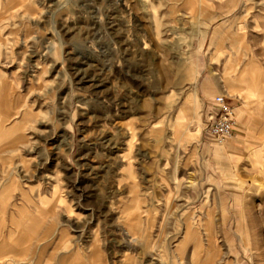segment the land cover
Segmentation results:
<instances>
[{
  "label": "rangeland",
  "instance_id": "rangeland-1",
  "mask_svg": "<svg viewBox=\"0 0 264 264\" xmlns=\"http://www.w3.org/2000/svg\"><path fill=\"white\" fill-rule=\"evenodd\" d=\"M0 49V264H264V0H0Z\"/></svg>",
  "mask_w": 264,
  "mask_h": 264
},
{
  "label": "built area",
  "instance_id": "built-area-1",
  "mask_svg": "<svg viewBox=\"0 0 264 264\" xmlns=\"http://www.w3.org/2000/svg\"><path fill=\"white\" fill-rule=\"evenodd\" d=\"M236 108L222 95L212 98V110L207 119V131L218 144H224L234 135Z\"/></svg>",
  "mask_w": 264,
  "mask_h": 264
},
{
  "label": "crops",
  "instance_id": "crops-1",
  "mask_svg": "<svg viewBox=\"0 0 264 264\" xmlns=\"http://www.w3.org/2000/svg\"><path fill=\"white\" fill-rule=\"evenodd\" d=\"M0 51H1V49H0ZM1 73H3L4 74V77H5V79L7 80V82H8V84H9V94H8V104H9V108H14L15 107V103H16V96L14 95V87H13V85H12V82H11V80H10V78L9 77H7L6 76V73L5 72H3L1 69H0V75H1ZM20 108V107H19ZM19 110V109H18ZM13 114L12 115H9L8 114V117L7 118H2V117H0V143H2V141L3 140H7V139H10V135H11V133L12 132H14V131H16L17 130V122H15V123H13L11 126H9L8 128L6 127V125H10L13 121V119L14 118H16V116H17V113H18V111L17 110H15V108H14V110H13V112H12ZM11 122V123H10ZM18 137H21V136H18ZM18 137H14V138H12V139H10L9 140V144L10 145H12L13 147H14V145L13 144H15V142H16V139L18 138ZM15 148V147H14ZM15 150H16V148H15Z\"/></svg>",
  "mask_w": 264,
  "mask_h": 264
},
{
  "label": "bare ground",
  "instance_id": "bare-ground-1",
  "mask_svg": "<svg viewBox=\"0 0 264 264\" xmlns=\"http://www.w3.org/2000/svg\"><path fill=\"white\" fill-rule=\"evenodd\" d=\"M3 78V77H2ZM5 79V78H4ZM3 79V80H4ZM3 80H1V81H3ZM188 103L186 102V103H184V105L182 106V109L185 111V110H187V111H190V109H188V107L186 106ZM192 110H193V108H192ZM6 118V117H5Z\"/></svg>",
  "mask_w": 264,
  "mask_h": 264
}]
</instances>
